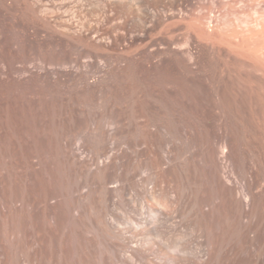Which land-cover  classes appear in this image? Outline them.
<instances>
[{
    "label": "rangeland",
    "instance_id": "1",
    "mask_svg": "<svg viewBox=\"0 0 264 264\" xmlns=\"http://www.w3.org/2000/svg\"><path fill=\"white\" fill-rule=\"evenodd\" d=\"M186 115L205 133L227 127L229 149L238 133L264 194V0H0V264H24L31 244L54 261L64 249L67 264L95 255L107 226H124L111 206L135 215L145 200L152 219L145 193L173 182L152 162ZM112 147L114 198L85 180L86 162Z\"/></svg>",
    "mask_w": 264,
    "mask_h": 264
},
{
    "label": "bare ground",
    "instance_id": "2",
    "mask_svg": "<svg viewBox=\"0 0 264 264\" xmlns=\"http://www.w3.org/2000/svg\"><path fill=\"white\" fill-rule=\"evenodd\" d=\"M169 118L173 123V117ZM180 118L182 131L171 134L170 141L161 147L162 153L152 162L156 178L173 181L167 191L163 189L156 195L145 193L146 199L154 205H148L153 218L143 216L145 200L139 202L135 215H121L111 206L110 214L122 220L124 226L111 222L107 226L106 241L97 246L90 244L95 248L92 251L95 255L90 253L91 256L83 257L84 254L79 253L73 264H259L257 252L262 234L260 216L264 210V194L247 164L238 133H233L235 151L233 148L230 151L227 127L222 133L207 132L208 129L205 133L191 123L188 115ZM209 120L215 121V116ZM155 129L156 134L146 125V136L152 140L160 136L161 130ZM98 152L94 158L86 160L90 168L84 163L89 169L82 165L87 169L85 180L88 175L87 180H96L99 188L114 198L119 191L115 183L120 180L122 151L112 147L109 151L102 149V154ZM17 195L28 199L33 192L25 184L20 185ZM49 196L44 194V212L50 207ZM27 205L29 208V203ZM31 215H26L29 224ZM161 216L167 217L166 223L159 220ZM44 219L46 224L47 219ZM78 243L79 246L81 242ZM70 251L73 253V248ZM59 252L54 261L51 255L36 254L31 244L23 261L24 264H67ZM241 256L245 260L240 262Z\"/></svg>",
    "mask_w": 264,
    "mask_h": 264
}]
</instances>
